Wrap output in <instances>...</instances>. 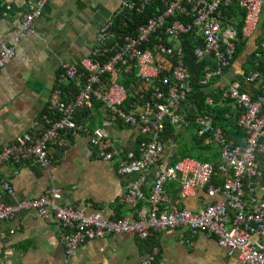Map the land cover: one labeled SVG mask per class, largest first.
<instances>
[{"label": "built area", "instance_id": "obj_1", "mask_svg": "<svg viewBox=\"0 0 264 264\" xmlns=\"http://www.w3.org/2000/svg\"><path fill=\"white\" fill-rule=\"evenodd\" d=\"M48 1H26L21 32L31 29ZM233 2L245 12L241 33L244 39L249 38L258 29L264 0H121L120 13L140 14L150 5L154 12L136 34L120 36L112 42L109 36L113 21L109 22L101 30V44L93 54L78 64L62 62L40 132L24 134L0 147V167L12 162L49 166L50 149L64 145V133L85 134L102 160L117 161L120 175L138 172L121 200L131 207L146 200L148 206L139 207L135 217L108 219L98 211L60 205L58 188L9 205L3 195L11 193L12 186L3 180L0 181V240L4 235L2 223L23 212H32L36 218L56 221L64 228L62 239L67 261L83 244L111 235L134 234L148 239L163 231L187 229L193 234L206 233L216 238L218 245L229 256L236 255L242 264H264V73L258 69L259 63L243 81L227 82L221 94L222 103H231L235 111L227 113L225 118L233 117L230 128L242 132V143L228 139L225 130L214 126V117L207 113L197 117L198 135L212 134L206 142L220 146L222 162L215 166L185 158L172 166L162 158L167 124L175 128L187 126L184 103L193 92L191 73L179 47L180 37L194 31L202 39V46L195 50L196 57L214 62L213 67L205 69L200 83L207 86L215 78L222 79L235 59L238 46V31L224 13ZM16 43L17 39L12 44L0 43V69L14 56ZM131 73L144 87L126 105L128 90L116 79ZM107 75H112L114 80L104 81ZM70 83L82 86L67 101L64 88ZM244 86L258 87L259 94L245 90ZM97 103L144 137L139 155L109 144L106 129H91L86 123L77 122L78 110L85 109L91 114ZM152 171L154 181L146 197L145 184ZM219 172L225 175L220 185L212 182ZM170 181L180 185L181 197L177 200H172L166 191ZM197 189H205L212 202L199 211L182 208V199L194 195ZM159 252L154 247L141 264H154Z\"/></svg>", "mask_w": 264, "mask_h": 264}, {"label": "crops", "instance_id": "obj_2", "mask_svg": "<svg viewBox=\"0 0 264 264\" xmlns=\"http://www.w3.org/2000/svg\"><path fill=\"white\" fill-rule=\"evenodd\" d=\"M26 1L0 0V43L12 44L17 39L14 56L0 69V147L24 134L40 132L41 119L49 95L57 84L61 63L78 64L94 53L101 44V30L120 14L121 2L49 0L42 16L34 21L31 29L21 32V15ZM234 4L226 7L224 13L237 30L238 19L230 14ZM188 35L190 33L180 37L179 47L184 61V43ZM193 37L196 50L202 46V39L195 33ZM245 39L247 44L244 52L234 59L231 67L225 71V76L222 79L215 78L218 80L208 89L218 98L209 97L206 103L212 100L213 104H209L211 107H215L216 102L221 107L227 106L230 109L227 113L235 111L231 103L221 101L223 86L229 81H243L247 73L257 68V63L253 66L248 62L249 57L259 51L264 53V7L258 29L254 35ZM210 61L209 68L214 65L213 60ZM245 90L259 94L258 87H245ZM97 104L99 108L95 106L84 123L91 129H106L109 144L139 155L144 137L136 129L123 125L100 103ZM191 104L192 107L188 106L190 113L199 116L202 112H197L196 105ZM183 114L188 124L175 128L177 136L168 144L163 140V161L170 165L169 154L180 145L191 146L195 135L204 146L215 147L222 162L220 146L206 142L212 138V134L200 137L197 118L194 121L187 118L185 110ZM209 114L215 117V113ZM228 120H232V123L222 127L227 133L226 137L242 143V132L230 128L234 123L233 117ZM191 124H196V128L188 129ZM182 134L188 136L179 142ZM62 138L64 145H55L50 149L52 164L49 166L12 162L0 167V181H9L12 186V192L3 195L6 204L14 205L23 199L39 197L51 188H58L61 190V199L58 201L60 205L98 211L108 219L135 217L139 207L148 206L146 200H142L137 207H131L121 200L138 172L120 175L116 170L117 161L102 160L98 149L91 145L85 134L64 133ZM222 176L219 185L225 178L224 174ZM213 180H217V177ZM153 181L152 171L145 184L146 197ZM212 182L217 184L216 181ZM166 191L172 200L181 197L177 181L168 182ZM211 202L205 189H197L194 195L182 199L181 207L199 211ZM1 230L4 235L0 240V264H141L154 247L160 250L156 264H242L236 255L229 256L218 245L216 238L206 233L193 234L187 229L163 231L148 239H141L134 234L111 235L83 244L69 261L66 260L62 239L64 228L56 221L48 222L36 218L32 212H23L13 220L2 223Z\"/></svg>", "mask_w": 264, "mask_h": 264}, {"label": "trees", "instance_id": "obj_3", "mask_svg": "<svg viewBox=\"0 0 264 264\" xmlns=\"http://www.w3.org/2000/svg\"><path fill=\"white\" fill-rule=\"evenodd\" d=\"M154 12L153 5H150L147 7V9L143 13H134V12H121L120 14L116 15L113 18V24L110 28V36H109V42H112L114 38H118L120 36H126V35H134L136 34L138 28L146 23V20L149 16L152 15ZM238 19V24L236 25V28L238 30V46H237V52L235 55V59H237L245 50L247 40L242 37V25H243V18H244V12L240 10L238 5L234 4L231 13ZM194 31L190 33L185 39L184 43V54H185V63L192 75V87L193 92L191 96L188 98V100L184 103V110L186 114L188 115L187 118L193 119V121L198 116H193L188 106H191V103H194L197 107V112L201 113L200 115H204L207 113H215L214 117V125L226 127L230 122L232 123V120L226 119V113L230 111L229 107H221L217 104L215 107H211L209 104L206 103L209 97H214L216 100L218 96L216 94H212L209 92V88L214 82L218 79L212 80L208 86L202 85L201 78L204 74V70L206 67L210 66L211 61L208 58H204L202 60H199L194 55V50L196 47V44L194 43ZM248 62L255 66L256 63H259V68L264 73V53L257 52L253 53L249 59ZM256 69V68H255ZM242 77L239 78L241 80ZM104 81H113L114 77L112 75H107L103 79ZM116 81L120 84H123L129 93V101H132L134 99V96L136 95V92L141 88L144 87L142 85V82L136 77L134 73L131 74H124L119 76ZM81 84H74L70 83L67 85L65 90V100L69 101L71 98L76 96L81 88ZM97 108H99L100 105L96 104ZM193 111V110H192ZM45 113V111H44ZM43 113V114H44ZM90 115V111H87L85 109H80L77 111L76 114V120L79 123H84L87 117ZM43 117V116H42ZM42 122V119H41ZM196 124H191L190 128L188 129H194ZM197 126V125H196ZM177 136V131L173 125L170 123L167 124V129L163 135V140L168 144L170 140H173ZM170 157V165L174 166L181 160L190 157L197 159L200 162H207L211 163L215 166H218L221 162L220 160V153L219 151L212 146H204L201 142V140H198L197 137L194 135L192 139L191 146L187 144L180 145L178 148L173 150L169 154ZM223 178L222 173L219 172L217 176L216 181L217 184L221 183V179ZM156 262V261H155ZM156 264V263H154Z\"/></svg>", "mask_w": 264, "mask_h": 264}, {"label": "rangeland", "instance_id": "obj_4", "mask_svg": "<svg viewBox=\"0 0 264 264\" xmlns=\"http://www.w3.org/2000/svg\"><path fill=\"white\" fill-rule=\"evenodd\" d=\"M189 135H191V134L189 133ZM187 136H188V135L182 134L181 138H179L178 141L180 142V141L183 140L184 138H187Z\"/></svg>", "mask_w": 264, "mask_h": 264}]
</instances>
